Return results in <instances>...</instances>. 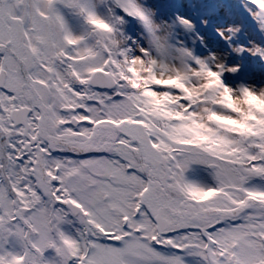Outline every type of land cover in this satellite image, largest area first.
<instances>
[{
  "label": "snow or ice",
  "instance_id": "6c2138e0",
  "mask_svg": "<svg viewBox=\"0 0 264 264\" xmlns=\"http://www.w3.org/2000/svg\"><path fill=\"white\" fill-rule=\"evenodd\" d=\"M0 264H264V0H0Z\"/></svg>",
  "mask_w": 264,
  "mask_h": 264
}]
</instances>
